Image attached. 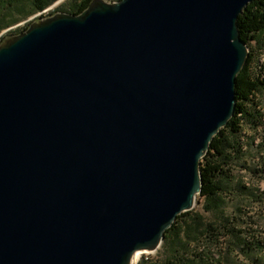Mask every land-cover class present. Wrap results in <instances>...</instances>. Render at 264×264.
<instances>
[{
  "label": "water",
  "instance_id": "water-1",
  "mask_svg": "<svg viewBox=\"0 0 264 264\" xmlns=\"http://www.w3.org/2000/svg\"><path fill=\"white\" fill-rule=\"evenodd\" d=\"M253 0H92L0 42V264H139L194 209L237 108Z\"/></svg>",
  "mask_w": 264,
  "mask_h": 264
},
{
  "label": "trees",
  "instance_id": "trees-1",
  "mask_svg": "<svg viewBox=\"0 0 264 264\" xmlns=\"http://www.w3.org/2000/svg\"><path fill=\"white\" fill-rule=\"evenodd\" d=\"M54 1L0 0V32L20 16L44 10ZM91 1L78 2L69 11L80 13ZM29 24L16 32L25 30ZM239 24L250 55L237 77L236 113L214 137L202 159L204 185L198 196L204 197L205 209L184 211L166 231L162 245L168 252L166 264H264L260 253L264 249V236L256 230L254 221L247 213H228L224 207L226 192L232 185L231 163L244 151L243 119L258 120L252 106L257 107L256 97L264 86V62L255 66L259 55L253 42L264 43V0L251 1L241 14ZM239 208L243 212V207ZM139 264L147 263L140 261Z\"/></svg>",
  "mask_w": 264,
  "mask_h": 264
},
{
  "label": "rangeland",
  "instance_id": "rangeland-1",
  "mask_svg": "<svg viewBox=\"0 0 264 264\" xmlns=\"http://www.w3.org/2000/svg\"><path fill=\"white\" fill-rule=\"evenodd\" d=\"M82 1L84 0H55L44 10H35L20 16L1 30L0 42L6 35L27 26L32 20L60 10L69 11L76 3ZM28 8L30 9L29 6ZM253 45H257L259 59L255 66H258L264 62V43L258 44L254 41ZM256 100L258 105L255 109L252 106V109L258 114V120L251 121L248 117L243 119L241 139L244 142V151L231 163L232 185L226 192L224 207L228 213H247V217L254 221L256 230L264 236V86L258 91ZM204 205V197L198 196L195 209L204 210ZM239 206L243 207V212ZM260 253L264 256V249ZM167 259L168 252L163 247L155 252H145L140 257V261L147 264H166Z\"/></svg>",
  "mask_w": 264,
  "mask_h": 264
},
{
  "label": "built area",
  "instance_id": "built-area-1",
  "mask_svg": "<svg viewBox=\"0 0 264 264\" xmlns=\"http://www.w3.org/2000/svg\"><path fill=\"white\" fill-rule=\"evenodd\" d=\"M47 10H45V12H46Z\"/></svg>",
  "mask_w": 264,
  "mask_h": 264
}]
</instances>
